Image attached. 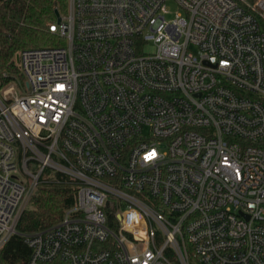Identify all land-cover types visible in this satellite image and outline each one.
I'll list each match as a JSON object with an SVG mask.
<instances>
[{
  "label": "built area",
  "instance_id": "2783aa9c",
  "mask_svg": "<svg viewBox=\"0 0 264 264\" xmlns=\"http://www.w3.org/2000/svg\"><path fill=\"white\" fill-rule=\"evenodd\" d=\"M60 17L0 88V264L15 235L23 264H264V0H69ZM58 174L74 204L18 231Z\"/></svg>",
  "mask_w": 264,
  "mask_h": 264
},
{
  "label": "trees",
  "instance_id": "16d2710c",
  "mask_svg": "<svg viewBox=\"0 0 264 264\" xmlns=\"http://www.w3.org/2000/svg\"><path fill=\"white\" fill-rule=\"evenodd\" d=\"M69 0H4L0 2V88L21 77L16 57L19 51L46 47L55 37L49 25L57 21L56 10L64 13ZM4 73H8L5 77ZM76 185L58 174L40 185L31 206L18 225L20 232H35L60 222L74 204ZM30 253L23 238L15 235L5 248L10 264H23Z\"/></svg>",
  "mask_w": 264,
  "mask_h": 264
},
{
  "label": "rangeland",
  "instance_id": "374dc122",
  "mask_svg": "<svg viewBox=\"0 0 264 264\" xmlns=\"http://www.w3.org/2000/svg\"><path fill=\"white\" fill-rule=\"evenodd\" d=\"M168 7H169V10L171 11V13H169V14L167 15V18H168V19H174V18L176 17L175 12L178 10V6H177V4H176L175 2H169V3H168ZM147 50H148V51H153L154 48H153L152 45H149V46L147 47ZM20 72H21V71H20ZM20 75H21V77H19L20 81H21V82H24V76H23L22 72L20 73Z\"/></svg>",
  "mask_w": 264,
  "mask_h": 264
},
{
  "label": "water",
  "instance_id": "95a60500",
  "mask_svg": "<svg viewBox=\"0 0 264 264\" xmlns=\"http://www.w3.org/2000/svg\"><path fill=\"white\" fill-rule=\"evenodd\" d=\"M2 1H4V0H0V2H2ZM56 15H57V18L60 20L61 17H60V12L58 10H56Z\"/></svg>",
  "mask_w": 264,
  "mask_h": 264
}]
</instances>
